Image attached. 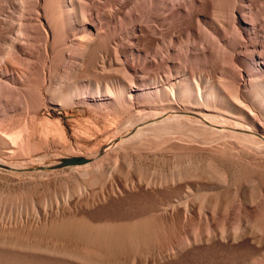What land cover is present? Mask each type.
Segmentation results:
<instances>
[{
  "label": "bare ground",
  "instance_id": "6f19581e",
  "mask_svg": "<svg viewBox=\"0 0 264 264\" xmlns=\"http://www.w3.org/2000/svg\"><path fill=\"white\" fill-rule=\"evenodd\" d=\"M216 243L264 264V0H0V264Z\"/></svg>",
  "mask_w": 264,
  "mask_h": 264
},
{
  "label": "rangeland",
  "instance_id": "374dc122",
  "mask_svg": "<svg viewBox=\"0 0 264 264\" xmlns=\"http://www.w3.org/2000/svg\"><path fill=\"white\" fill-rule=\"evenodd\" d=\"M83 110L82 106H75L71 108H56L53 110L51 115H45L48 121L57 122L61 121L65 126V132L70 137V140L73 143L85 144L89 146H93L98 140L91 139L88 143L84 141L78 140L75 136L76 132L79 131L78 125L80 122L89 118V114H93L94 109L89 110V112H85L83 115H80L79 110ZM119 115V117H121ZM40 117H44L41 114ZM101 124V123H98ZM65 158H53L49 159L44 165L37 164V169L44 170L46 168H58L65 165ZM149 199L147 197H143L141 199H131L125 202H121L112 207L113 210H123L129 206H133L136 204L147 203ZM169 239L166 237H161L157 240H154L153 243L156 245H163L168 242ZM201 245V247H200ZM209 245L199 244L192 249L183 252L180 256H175L169 254L167 252H162L160 254H152V252H138L137 257L140 259H152L154 258L156 261L154 264H231L238 257L237 254H240L243 249L245 250L244 244H237L233 246H229L222 243H216ZM203 247V248H202ZM238 247V248H236ZM195 250V251H194ZM241 250V251H240ZM240 252V253H239ZM235 253V255H234ZM237 255V256H236ZM230 260V262H229Z\"/></svg>",
  "mask_w": 264,
  "mask_h": 264
}]
</instances>
